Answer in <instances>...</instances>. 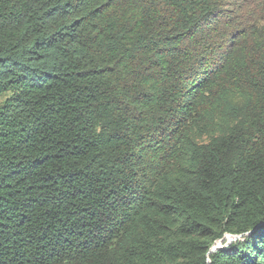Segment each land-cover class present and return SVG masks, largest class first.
<instances>
[{
    "label": "trees",
    "instance_id": "1",
    "mask_svg": "<svg viewBox=\"0 0 264 264\" xmlns=\"http://www.w3.org/2000/svg\"><path fill=\"white\" fill-rule=\"evenodd\" d=\"M247 1L0 0V264H264Z\"/></svg>",
    "mask_w": 264,
    "mask_h": 264
},
{
    "label": "rangeland",
    "instance_id": "2",
    "mask_svg": "<svg viewBox=\"0 0 264 264\" xmlns=\"http://www.w3.org/2000/svg\"><path fill=\"white\" fill-rule=\"evenodd\" d=\"M260 2H263L264 3V0H258ZM235 2H237L238 4H243V0H235ZM250 4V5H249ZM256 5H257V0L254 1V0H248L247 1V9H248V14L251 16V15H255L257 16V14L260 13V9L257 10L256 8ZM256 11V12H255ZM257 13V14H256ZM238 238H241V235H231V234H227L223 239L222 241H220L218 243V246H226L228 244H230L232 241H235L236 239Z\"/></svg>",
    "mask_w": 264,
    "mask_h": 264
}]
</instances>
